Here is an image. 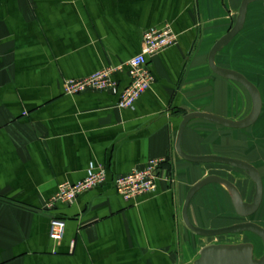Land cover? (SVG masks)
<instances>
[{
	"label": "crops",
	"instance_id": "crops-1",
	"mask_svg": "<svg viewBox=\"0 0 264 264\" xmlns=\"http://www.w3.org/2000/svg\"><path fill=\"white\" fill-rule=\"evenodd\" d=\"M241 1L0 0V264H194L213 245L182 221L186 194L205 178L204 165L181 160L175 141L188 114L233 121L248 116L252 103L246 91L208 66L212 47L233 27ZM167 26L177 42L149 61L150 89L132 109H119L118 93L128 84L126 64L140 53L143 32ZM228 47L233 68L220 60ZM215 64L258 89L260 117L243 131L264 132V0L249 5L243 29ZM117 67L123 69L113 77L117 94L64 95V81ZM227 130L192 120L181 149L255 167L263 183L260 212L264 157L257 155L258 140L251 136L250 158L228 156ZM232 131L241 146L242 130ZM150 160L164 162L155 191L124 202L114 180ZM99 169L106 172L103 186L72 205L45 209L60 185L81 182ZM202 199L193 197L188 217L209 229L203 226L208 206ZM52 218L64 222L60 242L49 238ZM253 245L255 256L261 245Z\"/></svg>",
	"mask_w": 264,
	"mask_h": 264
},
{
	"label": "water",
	"instance_id": "water-1",
	"mask_svg": "<svg viewBox=\"0 0 264 264\" xmlns=\"http://www.w3.org/2000/svg\"><path fill=\"white\" fill-rule=\"evenodd\" d=\"M257 0H242L233 27L212 47L208 56V66L212 73L220 78L237 83L249 95L252 108L247 117L241 121H233L208 113H191L182 118L175 141V152L184 162L193 165H222L243 172L254 184L255 190L250 204L246 203L237 187L227 179L210 175L194 184L187 192L182 207V221L185 227L194 235L202 238H217L239 234H251L256 237L264 249V228L252 222H243L218 229H203L193 225L188 217V210L193 197L198 191L210 186L224 187L232 195V207L235 215L243 220L253 217L259 210L263 198V183L258 170L251 164L224 156L207 155L192 156L181 149V140L186 126L192 120H202L213 123L228 130H245L252 127L261 114V97L258 89L240 73L219 67L215 64L216 55L227 46L243 29L248 7ZM194 264H264V252L260 258L254 256V246L250 243L236 245H211L200 252L199 259Z\"/></svg>",
	"mask_w": 264,
	"mask_h": 264
},
{
	"label": "built area",
	"instance_id": "built-area-1",
	"mask_svg": "<svg viewBox=\"0 0 264 264\" xmlns=\"http://www.w3.org/2000/svg\"><path fill=\"white\" fill-rule=\"evenodd\" d=\"M176 42L177 37L168 26L160 30L144 31L140 53L126 64L128 84L119 93V85L113 77L123 71L122 67L103 69L78 80H66L62 85L63 93L67 96H76L87 92L118 93L117 107L122 110L132 109L153 83L149 61L174 46ZM163 163L160 160H150L143 168L132 170L124 176L117 177L114 180L116 194L127 203L152 194L156 189L158 175ZM106 181L105 170L99 169L96 172H90L81 182L62 184L58 187L57 193L45 204V209L51 211L56 205H72L80 195L103 186ZM63 234L64 222L52 218L49 224V238L54 242H60Z\"/></svg>",
	"mask_w": 264,
	"mask_h": 264
},
{
	"label": "rangeland",
	"instance_id": "rangeland-1",
	"mask_svg": "<svg viewBox=\"0 0 264 264\" xmlns=\"http://www.w3.org/2000/svg\"><path fill=\"white\" fill-rule=\"evenodd\" d=\"M225 49L226 50H224V52L221 53L222 56L220 60L224 63V66L233 68L234 57H232V50L230 51L229 47ZM227 50H229L231 53V56L229 58L224 55ZM251 107L252 106H250L249 113L251 111ZM263 119H264V115L262 117V121ZM253 129L246 130V131L242 130V132H238L240 133L238 135H241L242 137L241 146L235 145L234 140H233V135L237 132H233L232 130H227V133L230 134V137L228 136L226 137L227 138L226 148L223 152L227 154L228 156H238V157L240 156L243 159L250 158L249 148L251 145L250 142H251V136H252L253 137L252 139L258 140V148H259L258 153L259 154L257 155L259 157L260 156L264 157V151L261 150V149H264L262 148L264 145V132L258 131L257 128H255L254 130ZM200 168H201V171H203V174L201 175L202 178L206 176L214 175V176L227 179L230 182H232L234 185L237 184L240 187L237 189L240 191L245 202L248 204L251 203L255 187H254V184L247 178V176L243 172L232 169L227 166H222V165H204V166H201ZM197 194L203 198L202 201L208 206V210H206L202 214V217L204 219L203 226L209 229L211 228L218 229L221 227L223 228L226 226H231L233 224H238V223H243V222H252V223L261 224L264 226V199H263V204H262L263 206L260 212H258L254 217L248 220H243V219L238 218L235 215L233 207H232V201H231L232 195L224 187L219 186V185H210L198 191ZM223 207L225 208V210ZM244 235L245 234L225 236L226 238L217 237V238H206V239L213 245H226L227 243H230V242H225V241H232L233 243H237L238 241H244L252 245H253V241L256 244L258 242V245L259 244L261 245V249H260V252L255 255V257L260 258L264 252L261 242L251 234L249 236H251L253 239L249 236H248L249 238H245Z\"/></svg>",
	"mask_w": 264,
	"mask_h": 264
},
{
	"label": "bare ground",
	"instance_id": "bare-ground-1",
	"mask_svg": "<svg viewBox=\"0 0 264 264\" xmlns=\"http://www.w3.org/2000/svg\"><path fill=\"white\" fill-rule=\"evenodd\" d=\"M241 184H242V183H241ZM236 185H237V184H236ZM236 185H235V186H236ZM236 187H237V188H240L238 185H237ZM255 249H257V248L255 247Z\"/></svg>",
	"mask_w": 264,
	"mask_h": 264
}]
</instances>
